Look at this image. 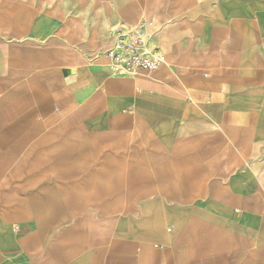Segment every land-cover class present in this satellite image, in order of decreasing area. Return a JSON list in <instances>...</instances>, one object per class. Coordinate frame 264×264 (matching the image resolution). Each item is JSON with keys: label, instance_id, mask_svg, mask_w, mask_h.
Wrapping results in <instances>:
<instances>
[{"label": "crops", "instance_id": "1", "mask_svg": "<svg viewBox=\"0 0 264 264\" xmlns=\"http://www.w3.org/2000/svg\"><path fill=\"white\" fill-rule=\"evenodd\" d=\"M0 264H264V0H0Z\"/></svg>", "mask_w": 264, "mask_h": 264}, {"label": "built area", "instance_id": "2", "mask_svg": "<svg viewBox=\"0 0 264 264\" xmlns=\"http://www.w3.org/2000/svg\"><path fill=\"white\" fill-rule=\"evenodd\" d=\"M149 26L150 21H143L131 30L114 33L113 46L103 54L112 74L132 77L154 71L163 62Z\"/></svg>", "mask_w": 264, "mask_h": 264}]
</instances>
